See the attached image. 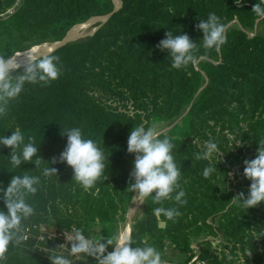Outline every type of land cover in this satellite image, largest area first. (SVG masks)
I'll return each mask as SVG.
<instances>
[{
  "label": "trees",
  "instance_id": "obj_1",
  "mask_svg": "<svg viewBox=\"0 0 264 264\" xmlns=\"http://www.w3.org/2000/svg\"><path fill=\"white\" fill-rule=\"evenodd\" d=\"M120 1L121 8L98 24L93 35L50 54L60 58L63 70L58 80L43 87L26 83L7 115L0 116V137L19 128L25 142L35 137L39 155L48 162L65 150L67 137L62 134L80 128L103 150L108 179L85 191L66 163L50 164L58 176L44 177L46 164L38 170L34 163L13 168L8 158L12 150L0 146V188L6 189L13 176L25 171L41 181L37 193L27 198L35 210L22 222L28 239L10 245L0 264H51L50 250L63 245L64 236L74 229L87 237L100 225L107 238L115 237L135 196L127 191L135 160L127 150L130 132L142 123L148 128L151 120L171 121L184 113L187 133L176 132V127L171 134L177 136L159 138L167 136L175 144V162L182 172L179 183L186 193L182 199L187 203L176 202L175 192L161 204L147 198L149 213L133 225L132 246L162 250L168 241L176 251L187 253L195 240L198 259L207 264H264V203L247 209L230 202L240 192L247 198L251 184L246 177L229 175L231 169L254 159L258 151L223 147L229 134L239 135L246 147L259 148L264 140V16L252 12L260 0H242L241 5L236 0ZM115 7L114 0H0V56L61 42L74 26L106 17ZM213 12L226 25L227 43L219 51L201 46L195 64L172 68L170 54L156 45L167 31L187 34L202 44L203 33L195 26ZM234 21L237 27L229 28ZM209 140L221 151L210 160H196L195 154L203 153ZM209 166L216 170L205 178L203 170ZM157 207L178 209L180 215L158 218L153 211ZM0 210L7 212L2 196ZM204 234L220 237L224 251L218 254L221 249L211 240L199 241ZM67 247L71 248L69 242ZM226 249H231L228 256ZM56 253L73 264L67 248ZM230 257L236 260L228 263Z\"/></svg>",
  "mask_w": 264,
  "mask_h": 264
},
{
  "label": "clouds",
  "instance_id": "obj_2",
  "mask_svg": "<svg viewBox=\"0 0 264 264\" xmlns=\"http://www.w3.org/2000/svg\"><path fill=\"white\" fill-rule=\"evenodd\" d=\"M241 5L242 0H236ZM264 0L253 6L252 12L264 16ZM196 29L202 31V44L194 42L187 34L174 35L172 31L165 33L156 47L160 51H167L172 60V68L182 69L189 64H195L197 53L202 46L205 50H216L227 43L226 25L221 22L214 12L209 13L207 19H201L196 24ZM35 48L27 53H14L10 56H0V116H6L9 105L19 98L25 84H40L49 86L58 80L62 74L60 58L56 55H34ZM62 135L67 137L65 150L51 161H45L39 155V148L35 146L34 136H29L25 142V136L17 128L10 136L0 137V146L10 148L9 158L13 168H21L22 164L34 163L36 170L43 167L44 177L58 176V169L51 167L57 163H66L73 169V180L80 184L85 191L93 188L97 181L107 180L105 173V155L103 150L92 139L85 138L80 128H71ZM161 133L154 128H145L144 124L135 126L128 137V153L135 155L134 169L130 173L127 191L135 193L133 197L142 204L151 197L156 204L165 200L174 199L180 204H186L182 199L186 193L181 188V167L175 162V144L172 138L165 136L160 139ZM258 154L254 159L244 161V176L251 181L247 198L244 192L238 193L230 201L242 203V206L250 209L264 203V140L259 142ZM218 152V145L209 140L205 142V151L196 153V160H210L213 153ZM216 169L206 167L203 176L208 178ZM25 171L23 175L12 177L6 189L0 188V196L7 212L0 210V262L7 259L6 253L10 245H20L28 237L24 234L23 221L35 215L32 205L27 202L29 196H34L38 191L40 177L29 175ZM232 175V173H229ZM179 191L177 192V190ZM154 194V195H153ZM156 217H166L172 220L180 215L178 209L157 207L154 210ZM71 244L59 245L50 250L48 258L51 264H71L64 255L56 253L57 249L67 248L72 255H86L94 257L97 264H166L162 260L161 253L152 246L133 247L129 236L108 237L106 243L93 241L86 237L82 230L74 229L71 236H66ZM115 240V243H114ZM109 246L113 250L108 252ZM107 253V254H106ZM251 256V252L248 254Z\"/></svg>",
  "mask_w": 264,
  "mask_h": 264
},
{
  "label": "rangeland",
  "instance_id": "obj_3",
  "mask_svg": "<svg viewBox=\"0 0 264 264\" xmlns=\"http://www.w3.org/2000/svg\"><path fill=\"white\" fill-rule=\"evenodd\" d=\"M114 2H115L116 7H120L121 6V1L120 0H114ZM99 20H101V19L93 18V19L89 20L88 22L83 23L82 25H85L87 23H89V24L85 25L83 27V29H81V32L84 33V37H82L80 39H83V38H86L88 36H91L93 34V32L96 30V28L99 27L98 24H102L103 20L102 21H99ZM236 22L237 21L232 22L228 27L229 28H236L237 27ZM79 25H81V24H79ZM74 27H73V29H74ZM72 30H71V32H72ZM259 30H261V29L259 28ZM66 38L67 37H65V39ZM76 40H79V39H76ZM72 41H74V40H72ZM52 44H58L57 46H59L58 42H53V43H44L42 45L34 46L31 49H33V48H35V49L39 48L40 49L41 47L52 45ZM56 47L54 49H56ZM29 50H27V51H29ZM27 51L18 52V53H22L23 54V53H26ZM185 116H186V113H184L183 115H181L178 118H175V119H173L171 121H160V120H156V119L155 120H151L148 128L149 127L154 128L157 132L161 133V135L164 134V135L170 136V135H173V134H171V132L176 131L174 129L176 127H178L179 130H177L176 132H181V134H182V132H184L183 135H185V133H187V129L186 128L184 129L183 122H182ZM186 125H187V123H186ZM181 134H179V135H181ZM177 135H178V133H176L173 136H177ZM173 136H171V137H173ZM227 137H228V143L223 140V145H224L223 147H224V149H227L228 151H234V152H236V151H250V152L258 151V148H255V147H250V146L246 147V145H244V141H242V139L240 138L239 135H231V134H229ZM226 143H227L228 147L225 146ZM218 151H221V150H218ZM257 154L258 153L254 152L253 153L254 157ZM222 158H225V157L222 155ZM244 167H245L244 163L238 164L237 166H234L231 169V173H232L231 176L234 177L236 175H239V178L241 177V179H245V176L242 174V170H241ZM148 213H149V206L147 204V200H145L141 204L140 201L133 199V201L131 203V206L129 208V212L127 214L126 221L125 222H121L119 224V228L117 230V233H116L115 237L118 236V234H119V232L121 230L126 228L128 223H130L131 227H133V225L135 223H137L138 221H141L144 218H146ZM160 223H164V222H160ZM207 236L208 235H206V234L200 236L199 237V241H202ZM87 237L91 238L93 241H103L105 239L104 240L105 243H106V240H107L106 232H105L104 228H102L100 225H96L95 227H93L90 230V232H89ZM219 238L220 237H217V236H214V237L213 236H209L208 238H206V240H211L213 247L221 249V250H218V252H217L218 254H221L222 251H224V248H223V246H220L221 245V240ZM143 243H145V244L149 243V237L144 238L143 239ZM196 243L197 242L195 240L192 241V244H191V247H190L191 250L188 251L187 253H180V252L176 251L174 249V247L168 241L165 242V245H164L163 249L162 250H158V251L161 253L162 260H164L166 262V264H207V262L197 259L198 258V254H199V248H198ZM107 251L111 252L109 249H107ZM230 252H231V249H226L225 250V255H227V256L230 255ZM73 256H74L73 264H97V261L95 260L94 257L86 256V255H83V254L73 255ZM233 260H236V258L235 257H233V258L230 257L228 259V263H231Z\"/></svg>",
  "mask_w": 264,
  "mask_h": 264
},
{
  "label": "bare ground",
  "instance_id": "obj_4",
  "mask_svg": "<svg viewBox=\"0 0 264 264\" xmlns=\"http://www.w3.org/2000/svg\"><path fill=\"white\" fill-rule=\"evenodd\" d=\"M89 23L85 24L88 25ZM85 25H78L76 27H74V29L72 30V32L67 36L66 40H76V39H80L82 37H84V33L81 32V29H83V27ZM86 34V33H85ZM65 40V41H66ZM58 44H52V45H48V46H44L41 47L40 49H35V53L34 55L37 56H41V55H48V53H51V51L57 46ZM60 45V44H59ZM58 47V46H57ZM28 52V51H27ZM26 52V53H27ZM24 54V53H23Z\"/></svg>",
  "mask_w": 264,
  "mask_h": 264
},
{
  "label": "water",
  "instance_id": "obj_5",
  "mask_svg": "<svg viewBox=\"0 0 264 264\" xmlns=\"http://www.w3.org/2000/svg\"><path fill=\"white\" fill-rule=\"evenodd\" d=\"M121 6H122V3H121ZM121 6L120 7H115V9H114V11L110 14V15H108V16H106V17H98V18H96V19H101V20H99V21H102V24H104V23H106L107 21H108V19L114 14V13H116L120 8H121ZM98 21V20H97ZM99 29V27L98 28H96V30L93 32V34L97 31ZM92 34V35H93ZM66 39L64 38V40H62L61 42H58L60 45L58 46V47H56V49H54L51 53H49L48 55H50V54H52L55 50H57L58 48H60V47H62L63 45H65V44H67V43H69V42H72V41H70V40H66ZM74 41H76V40H74ZM159 227L160 228H164L165 227V223H159ZM128 232V229H125L122 233H121V235H120V237H123L124 235H126V233ZM131 233H132V230H131V226H130V229H129V234H128V236L131 238Z\"/></svg>",
  "mask_w": 264,
  "mask_h": 264
},
{
  "label": "crops",
  "instance_id": "obj_6",
  "mask_svg": "<svg viewBox=\"0 0 264 264\" xmlns=\"http://www.w3.org/2000/svg\"><path fill=\"white\" fill-rule=\"evenodd\" d=\"M130 226H131L130 223H128L127 226H126V228H125V229H128V232L126 233L127 236H128V234H129ZM125 229L121 230V231L119 232V234H118L117 237H120L121 233H122ZM131 230H132V227H131Z\"/></svg>",
  "mask_w": 264,
  "mask_h": 264
},
{
  "label": "built area",
  "instance_id": "obj_7",
  "mask_svg": "<svg viewBox=\"0 0 264 264\" xmlns=\"http://www.w3.org/2000/svg\"><path fill=\"white\" fill-rule=\"evenodd\" d=\"M66 236H71V235H65V236H64L65 243H64L63 245H66V246H67V243H68V241H67V238H66ZM197 259H198V258H197Z\"/></svg>",
  "mask_w": 264,
  "mask_h": 264
}]
</instances>
